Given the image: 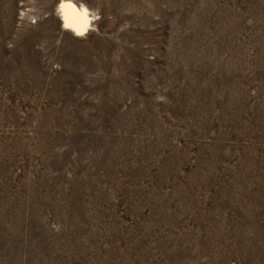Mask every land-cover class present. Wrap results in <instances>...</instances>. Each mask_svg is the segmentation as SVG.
<instances>
[{"label":"rangeland","instance_id":"1","mask_svg":"<svg viewBox=\"0 0 264 264\" xmlns=\"http://www.w3.org/2000/svg\"><path fill=\"white\" fill-rule=\"evenodd\" d=\"M0 0V264H264V0Z\"/></svg>","mask_w":264,"mask_h":264},{"label":"bare ground","instance_id":"2","mask_svg":"<svg viewBox=\"0 0 264 264\" xmlns=\"http://www.w3.org/2000/svg\"><path fill=\"white\" fill-rule=\"evenodd\" d=\"M57 12L64 28L71 30L75 35L86 34L96 21L94 12L76 0H60Z\"/></svg>","mask_w":264,"mask_h":264}]
</instances>
